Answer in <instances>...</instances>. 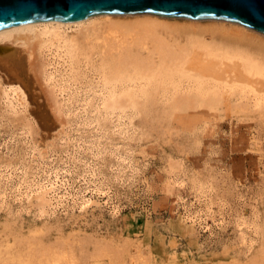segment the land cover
I'll return each mask as SVG.
<instances>
[{
	"label": "rangeland",
	"instance_id": "374dc122",
	"mask_svg": "<svg viewBox=\"0 0 264 264\" xmlns=\"http://www.w3.org/2000/svg\"><path fill=\"white\" fill-rule=\"evenodd\" d=\"M30 73L32 92L21 112L15 116L0 104V174L11 172L13 177L11 183L0 180L1 243L32 239L35 233L43 244L72 251L79 264H108L116 254L125 264L131 258L139 264H244L260 257L264 98L233 95L231 102L247 100L249 110L242 113L229 111L219 98L210 106L174 109L165 99L172 91L139 108L121 93L122 104L107 115L91 111V101L100 95L95 86L100 73L82 74L68 92L95 89L96 94L67 113L57 111L49 86ZM5 80V85L16 82ZM102 90L107 96L108 89ZM87 112L93 126L80 121ZM24 113L34 117L36 126L25 122ZM86 159L94 164L104 190L94 197L105 201L104 206L79 208L72 200L59 203L55 198L51 205H42L27 197L41 166L65 163L80 171ZM184 215H194L196 224L185 221ZM100 245L108 246V255L99 253Z\"/></svg>",
	"mask_w": 264,
	"mask_h": 264
},
{
	"label": "bare ground",
	"instance_id": "6f19581e",
	"mask_svg": "<svg viewBox=\"0 0 264 264\" xmlns=\"http://www.w3.org/2000/svg\"><path fill=\"white\" fill-rule=\"evenodd\" d=\"M172 18L186 21L163 20ZM30 71L49 86L46 90L59 112H73L79 105H85L82 100L96 94L97 90H92L94 85L89 93L68 92L79 75L92 77L100 73V82L95 85L100 95L91 101L94 106L91 111L97 109L101 114L110 115L112 109L122 104L121 93L127 95L132 106L144 108L156 101L160 93L169 91L174 95L165 99L174 109L196 103L210 106L219 98L227 103L229 111L245 113L249 110L247 100L240 97L238 102H231V97L242 94L264 98V33L228 19L151 12L98 13L78 20L46 19L0 29V104L15 116L21 112V104L26 106L32 92ZM5 78L16 82L5 85ZM103 87L108 89L107 96ZM65 91L69 94L65 95ZM261 115L264 119V109ZM80 117L84 126H93L94 118L88 112ZM22 118L36 126L29 113L22 114ZM64 164H42L36 184L26 192L27 197L36 198L42 205H51L55 198L59 203L72 200L79 208L104 206L105 201L94 197L104 193L100 181L97 182L94 164L86 159L80 171H72ZM2 177L0 174L4 182L13 178L11 172ZM170 213L174 214L173 208ZM193 216L183 218L196 224L198 219ZM31 238L34 240L16 237L12 243L0 242V264H79L69 249L43 244L35 233ZM98 249L102 255L109 254L107 245ZM121 257L110 256L108 264H125ZM130 260V264H139L135 258ZM244 264H264V251Z\"/></svg>",
	"mask_w": 264,
	"mask_h": 264
},
{
	"label": "water",
	"instance_id": "95a60500",
	"mask_svg": "<svg viewBox=\"0 0 264 264\" xmlns=\"http://www.w3.org/2000/svg\"><path fill=\"white\" fill-rule=\"evenodd\" d=\"M134 12L228 19L264 33V0H0V29L38 20Z\"/></svg>",
	"mask_w": 264,
	"mask_h": 264
}]
</instances>
